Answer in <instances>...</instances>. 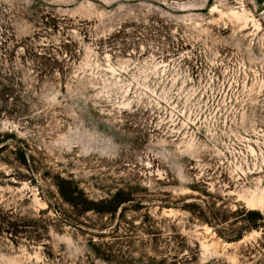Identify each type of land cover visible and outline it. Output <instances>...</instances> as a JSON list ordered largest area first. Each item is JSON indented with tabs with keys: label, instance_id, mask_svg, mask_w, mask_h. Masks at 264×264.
Returning <instances> with one entry per match:
<instances>
[{
	"label": "rangeland",
	"instance_id": "374dc122",
	"mask_svg": "<svg viewBox=\"0 0 264 264\" xmlns=\"http://www.w3.org/2000/svg\"><path fill=\"white\" fill-rule=\"evenodd\" d=\"M262 1L0 0V264H264Z\"/></svg>",
	"mask_w": 264,
	"mask_h": 264
},
{
	"label": "trees",
	"instance_id": "16d2710c",
	"mask_svg": "<svg viewBox=\"0 0 264 264\" xmlns=\"http://www.w3.org/2000/svg\"><path fill=\"white\" fill-rule=\"evenodd\" d=\"M35 57L36 59H39L41 57V53L35 54ZM36 59H32L31 61L32 66L35 69L36 67H39V65H35L36 61L34 62V60ZM51 59L54 60L53 57H51ZM40 64V66H43V68L39 69V73L43 75H46V73H51L53 71V68H55L52 64ZM15 73H17V71L8 72L6 75H1L2 80L0 81V101H7L9 98H12V94L15 90L14 86L19 85V83L21 82L14 81L13 76L11 74L15 75ZM0 111H2V109H0ZM19 161L22 164L26 163V158L23 153L21 154ZM56 187L60 197L64 202L75 207H81L83 211H101L103 213H112L116 211L122 203L129 200V198L126 197L124 194L117 193L109 199L95 201L93 199H90L85 194V192L81 190L77 185H75L71 180L65 178H60L59 181L56 183ZM98 205H102V207H99ZM253 212V210L248 211V213Z\"/></svg>",
	"mask_w": 264,
	"mask_h": 264
},
{
	"label": "water",
	"instance_id": "95a60500",
	"mask_svg": "<svg viewBox=\"0 0 264 264\" xmlns=\"http://www.w3.org/2000/svg\"><path fill=\"white\" fill-rule=\"evenodd\" d=\"M262 7H264V0L262 1Z\"/></svg>",
	"mask_w": 264,
	"mask_h": 264
}]
</instances>
